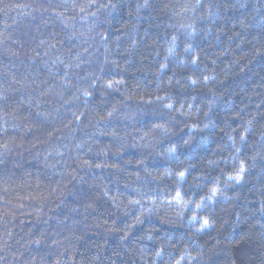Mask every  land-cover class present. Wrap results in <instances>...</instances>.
<instances>
[{
	"label": "trees",
	"instance_id": "1",
	"mask_svg": "<svg viewBox=\"0 0 264 264\" xmlns=\"http://www.w3.org/2000/svg\"><path fill=\"white\" fill-rule=\"evenodd\" d=\"M0 264H264V0H0Z\"/></svg>",
	"mask_w": 264,
	"mask_h": 264
},
{
	"label": "snow or ice",
	"instance_id": "2",
	"mask_svg": "<svg viewBox=\"0 0 264 264\" xmlns=\"http://www.w3.org/2000/svg\"><path fill=\"white\" fill-rule=\"evenodd\" d=\"M168 107H171V105H168ZM240 171H241V173H243L244 169L241 168ZM179 175H180L181 178H183L184 175H185V173H184V172H181ZM238 179H241V180H242V179H243V176L240 175V176L238 177ZM213 191L215 192V190H213ZM177 196H179V193H177ZM204 226H208V221H207V220L204 221Z\"/></svg>",
	"mask_w": 264,
	"mask_h": 264
}]
</instances>
